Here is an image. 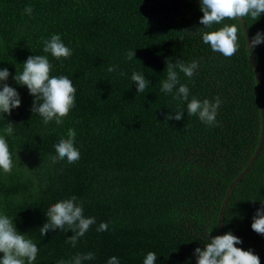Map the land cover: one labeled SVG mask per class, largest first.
I'll list each match as a JSON object with an SVG mask.
<instances>
[{
	"label": "trees",
	"instance_id": "16d2710c",
	"mask_svg": "<svg viewBox=\"0 0 264 264\" xmlns=\"http://www.w3.org/2000/svg\"><path fill=\"white\" fill-rule=\"evenodd\" d=\"M31 6V15L25 7ZM199 0H0V69L19 93L21 104L0 115V136L7 141L14 167L0 172V214L39 249L32 264H73L77 255L93 253L83 264H143L148 252L155 264H196L217 236L216 221L224 192L244 168L258 138L259 109L244 37L237 20L211 29L199 23ZM249 40L264 33V14L243 19ZM238 27L239 48L230 58L202 41L203 31ZM54 34L72 50L57 60L43 51ZM134 51L129 60L127 53ZM264 113V43L252 50ZM47 56L51 76H66L76 89L75 105L63 123L48 124L32 112L35 97L13 77L29 56ZM196 61L191 78L178 71L179 84L196 98L221 104L216 124L187 115V101L161 91L167 63ZM114 71H108L109 67ZM133 72L149 81L136 92ZM123 73V75L121 74ZM177 85V88L179 87ZM177 109L180 121L165 120ZM8 122L11 136L4 134ZM76 132L80 159L52 162L56 145ZM76 197L83 215L95 218L75 246L65 227L41 237L45 211ZM264 207V135L247 171L233 186L221 218V235L240 238L235 247L251 250L264 264V236L251 229ZM107 223V231H97ZM210 233V234H209ZM209 234V235H208ZM0 253V257H2ZM27 264V262H26Z\"/></svg>",
	"mask_w": 264,
	"mask_h": 264
},
{
	"label": "clouds",
	"instance_id": "9594fccd",
	"mask_svg": "<svg viewBox=\"0 0 264 264\" xmlns=\"http://www.w3.org/2000/svg\"><path fill=\"white\" fill-rule=\"evenodd\" d=\"M200 11L203 13L199 23L203 28L211 29L213 25H219L222 21L242 20L251 17L253 21L264 14V0H199ZM25 14H32V7H25ZM202 41L209 45L213 52H218L226 58H230L238 51V27L236 25H224L218 30L203 31ZM264 43V33L257 32L249 41L248 47L254 50L258 45ZM43 51L49 53L53 58L67 59L72 55V50L64 45L60 35L54 34L50 39L44 41ZM129 60L134 58V51L127 53ZM167 78L161 81V91L172 93L176 89L174 98L187 101V115H197L201 122L208 126L216 124L217 109L221 101L219 97L215 102L205 99L203 102L193 98L189 101V89L184 84H179L178 71L186 77L191 78L198 68L196 61L185 64L182 61L167 63ZM52 65L47 56H29L23 63V70L17 72L13 77L16 84L26 86L29 95L35 97L33 100L32 112L39 114L43 122L48 124L55 121L57 125L63 123L69 111L75 105L76 89L72 80L66 76H51ZM115 67H109L108 71H114ZM123 75V73H121ZM10 73L5 69H0V82L7 81ZM131 81L135 82L136 92L143 93L149 86V81L145 76L138 72H133ZM179 87L177 88V85ZM21 104L19 93L15 88L7 83H0V115L11 114V111L18 108ZM184 110L177 109L175 115L169 113L165 120L180 121ZM14 126L8 122L4 128V134L11 136ZM76 132L69 129L66 139H61L56 145L55 156L51 157L53 163L66 160L68 164H73L80 159V152L74 147ZM12 154L4 136H0V172L10 174L14 167ZM82 203L77 204L76 197L58 201L47 208L45 211L46 222L39 228L42 236L50 230H64L67 227L74 235L69 238V243L73 246L79 237L85 235L90 226L95 223V218L85 217ZM107 223H101L97 231H107ZM251 229L264 236V207L258 209L253 217ZM210 234V233H209ZM208 234V235H209ZM242 241L231 232L217 235L209 239L203 246V250L197 247L194 255L197 257L196 264H260L258 255L251 250L245 251L235 245ZM39 249L35 243L25 234H20L14 226L13 219L7 215L0 214V264H32L35 261ZM93 253L77 255L73 264H83V261L94 259ZM157 255L148 252L143 260V264H155ZM60 264H65L61 261ZM107 264H119L116 257L109 258Z\"/></svg>",
	"mask_w": 264,
	"mask_h": 264
},
{
	"label": "water",
	"instance_id": "95a60500",
	"mask_svg": "<svg viewBox=\"0 0 264 264\" xmlns=\"http://www.w3.org/2000/svg\"><path fill=\"white\" fill-rule=\"evenodd\" d=\"M239 22L240 28L242 30L243 33V37H244V43L246 46V50L248 53V57H249V61H250V65L252 68V72H253V77H254V82H255V88H256V96H257V104H258V109H259V132H258V138H257V142L255 145V148L250 156V158L248 159L247 163L245 164L244 168L234 177V179L229 183V185L227 186L223 198L221 200L220 206H219V210H218V215H217V221H216V232L217 235H221V218L223 215V211H224V206L225 203L228 199V196L233 188V186L237 183V181L240 179V177L247 171V169L249 168V166L252 164L254 158L257 155V152L261 146L262 143V139H263V135H264V113H263V105H262V98H261V91H260V85H259V80H258V74H257V69H256V65L254 62V58H253V54H252V50L249 49L248 47V35L246 32V28L244 25V22L241 20H237Z\"/></svg>",
	"mask_w": 264,
	"mask_h": 264
}]
</instances>
